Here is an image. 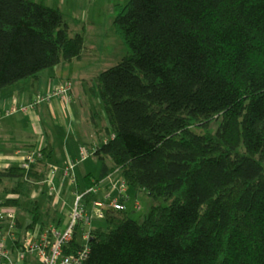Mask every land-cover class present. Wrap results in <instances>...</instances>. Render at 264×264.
<instances>
[{
    "label": "trees",
    "instance_id": "16d2710c",
    "mask_svg": "<svg viewBox=\"0 0 264 264\" xmlns=\"http://www.w3.org/2000/svg\"><path fill=\"white\" fill-rule=\"evenodd\" d=\"M114 27L127 55L95 79L109 137L95 152L100 176L84 182L120 170L166 205L143 223L110 211L83 264H264V0H130ZM86 48L61 10L0 0V93ZM220 119L219 140L194 130ZM33 175L8 167L0 185L18 179L7 191L27 198ZM28 211L39 222L40 208Z\"/></svg>",
    "mask_w": 264,
    "mask_h": 264
},
{
    "label": "crops",
    "instance_id": "0c3cea01",
    "mask_svg": "<svg viewBox=\"0 0 264 264\" xmlns=\"http://www.w3.org/2000/svg\"><path fill=\"white\" fill-rule=\"evenodd\" d=\"M44 1L50 6L62 10H70L73 13L74 18H80L86 23L88 13L92 10L93 17L96 19L98 11L106 9L114 10L115 5L125 3L127 0H38ZM98 3L100 5H96ZM113 11V13H114ZM116 14V12H115ZM115 17V16H114ZM72 29V22L68 23ZM77 34V33H75ZM73 34V35H75ZM86 38V36H85ZM87 42V39H86ZM87 47V46H86ZM92 51L97 52V47H90ZM86 58V54L81 59H74L73 61L62 62L57 66H54L48 70L43 71L36 77L28 78L21 82L19 85H12L5 88L0 93V170L12 167L21 166L23 156L17 154L19 149L29 151L32 149H46L52 163L58 167V172L52 177L56 183L60 181H70L64 177V169L67 168L71 160H79L81 156V149L84 146L91 148L96 142L100 146L109 137L108 127L109 121L107 114L96 91V77H91L86 67L78 73L77 65L79 62ZM81 66V65H80ZM80 68V67H79ZM70 81L73 83V98L72 101L66 102L62 99L55 98L50 102H44L35 109L28 111L16 112L10 116L4 114V108L10 104L11 101H20L24 103L31 102L40 91H48L56 86L62 85L65 82ZM90 157H95L91 155ZM86 158L83 161H79L75 167V181H79V188L84 189L86 186L85 177L87 175H93L92 172H88L85 162L90 158ZM111 160H108L110 166L113 165ZM85 164V165H83ZM83 165L85 167L83 176L79 174V168ZM47 166V165H46ZM35 168V169H34ZM32 170L36 172L32 178H24V181H44L50 175V169L47 166L45 178L42 177L40 172V166L37 165ZM31 170V171H32ZM120 178L117 179L116 177ZM123 175L120 170H116L113 174L105 178L100 182L102 189L99 196H105L108 194H114L115 188L119 182L123 180ZM18 179H5L11 181L13 185ZM12 185V186H13ZM10 187L4 189L6 200L8 199H20L19 193L8 192ZM69 186L66 185V189ZM131 187L129 186V192L131 194ZM135 192V191H134ZM1 196V195H0ZM132 196V194H131ZM47 197V205L51 206L53 223H44L43 214L47 213L44 210V205L41 204V199ZM26 199H30L33 206L31 208L25 207L22 203V207L5 206L6 200H1L2 207L9 214L10 220L16 222L15 227L10 229L5 228L7 233L13 232L18 236H24L28 232H35L39 234L42 228L49 224H56L61 229H66L71 221L70 212L72 211L74 199L69 200V204H64L60 200L52 199L46 192L41 194L37 198L31 196ZM132 200V199H131ZM129 200V201H131ZM129 201L126 202V206L129 210ZM60 202V203H59ZM37 205L41 210V219L35 223L33 216L28 209H33ZM48 207V206H47ZM87 207L89 210H93V204L91 199H87ZM49 211V212H50ZM68 217V222L65 223L63 215ZM13 215V216H11ZM108 216L106 218L94 217L92 223L87 229L96 232L95 235H106L109 233L107 226Z\"/></svg>",
    "mask_w": 264,
    "mask_h": 264
},
{
    "label": "built area",
    "instance_id": "2783aa9c",
    "mask_svg": "<svg viewBox=\"0 0 264 264\" xmlns=\"http://www.w3.org/2000/svg\"><path fill=\"white\" fill-rule=\"evenodd\" d=\"M55 98L70 103L73 98V83L67 81L48 91H40L29 103L11 101L4 108V114L10 116L16 112L35 109L42 103L50 102ZM97 149V143H94L91 148L82 147L80 159L71 160L63 171L64 177L70 181L59 183H56L52 177L58 172V167L52 163L43 149L18 150V155L23 156L20 165L25 171L30 172L41 160H44L50 169V175L44 181H29L31 197L37 198L46 192L52 199L69 204V195L72 194L74 202L70 212L71 221L66 229L49 224L43 227L39 234L32 231L24 236H18L13 232L5 231V228L11 231L16 222L10 220L9 214L0 201V264H83L88 259L91 253L90 243L96 232L87 227L94 217L106 218L112 210H125L126 202L132 199L125 179L114 186L115 193L112 195L99 196L101 184L87 186L84 189L79 188V181H75L74 169L79 161L94 155ZM66 185L69 186L68 189ZM87 199H91L93 210L88 209ZM134 207L141 209L138 201Z\"/></svg>",
    "mask_w": 264,
    "mask_h": 264
},
{
    "label": "rangeland",
    "instance_id": "374dc122",
    "mask_svg": "<svg viewBox=\"0 0 264 264\" xmlns=\"http://www.w3.org/2000/svg\"><path fill=\"white\" fill-rule=\"evenodd\" d=\"M129 1L130 0H127L125 1V3H128ZM95 4L100 5L98 3ZM116 6L117 5H115V7ZM61 11L64 13L67 22L68 23L70 21L72 22L73 27L71 29V33L72 34L83 33L87 39L86 42L87 48L85 51L86 58L81 62H79L78 64L76 63V65L78 66L77 67L78 73L82 70L83 67H86L88 73L91 74L90 75L91 77H97L100 73L117 65L127 55V48L123 43V41L120 39L119 35L116 33L114 27V21H115L114 16L116 15L115 14L116 9L115 11L111 9L98 11L96 19L93 17L92 10H89L87 11L88 13L87 19H85L87 21L86 23L82 21V16H77L80 17L79 19L74 18L73 21L70 20V18L73 17V13L70 10L62 9ZM92 46L97 47L98 51L97 52L92 51V49L90 48ZM220 124H221V119L216 120L209 130L208 128L205 129L202 127H197L194 130L199 133H206L209 136L219 140L217 132ZM109 163L112 164L111 162ZM85 164H86L85 167L88 170V172H92L97 177L100 176L102 170V164L97 158L90 157L85 162ZM83 165H81L79 168L80 176H83L82 174L84 173L85 170V167H83ZM116 178L119 179L120 177L117 176ZM12 185L13 183L11 181H6L5 184L0 187L1 200H6L5 196H2V194H5L4 189ZM134 191H135L134 189L133 191H131L132 200L129 201V214L131 218L138 221L139 223H143L146 220L154 205L158 203L166 205V201L163 198L157 200L152 196H150L146 191H140V192H136V191L134 192ZM70 199H74V196L72 194L69 195L68 201ZM46 201H47V197L41 199V204L44 205V210L47 211L46 214L45 213L43 214L44 223L45 222L53 223L55 220H53L52 211H50L51 206L47 205L48 203ZM136 201H138L139 204L141 205V209H135L134 205ZM22 203L25 207L28 208H31L33 206L30 199H26V198L22 199ZM63 219L65 220V223L69 221L67 214L63 215ZM104 224L107 226V223L104 222Z\"/></svg>",
    "mask_w": 264,
    "mask_h": 264
}]
</instances>
